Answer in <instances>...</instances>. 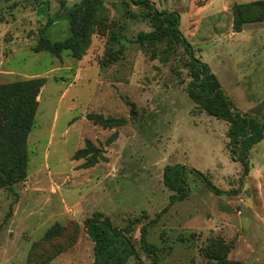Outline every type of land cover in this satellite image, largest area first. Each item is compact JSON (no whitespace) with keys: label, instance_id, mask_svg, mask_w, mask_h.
<instances>
[{"label":"rangeland","instance_id":"obj_1","mask_svg":"<svg viewBox=\"0 0 264 264\" xmlns=\"http://www.w3.org/2000/svg\"><path fill=\"white\" fill-rule=\"evenodd\" d=\"M149 1L180 15L181 34L237 111L247 99L263 103L264 22L246 24L243 36L231 30L234 7L263 0H214L206 10L210 0ZM81 2L0 0V88L41 85L27 178L0 189V264H94L85 222L97 214L135 248L140 262L127 264H152L141 230L170 206L164 169L176 165L204 174L227 195L188 172L190 197L149 228L157 264H264V141L244 176L231 159L229 125L188 96L193 80L183 46L171 36L140 39L167 29L150 8L89 0L77 9L76 54L37 50L52 20L50 38L69 37L57 12ZM257 119L264 122L263 109Z\"/></svg>","mask_w":264,"mask_h":264},{"label":"trees","instance_id":"obj_2","mask_svg":"<svg viewBox=\"0 0 264 264\" xmlns=\"http://www.w3.org/2000/svg\"><path fill=\"white\" fill-rule=\"evenodd\" d=\"M87 2L89 0H82L80 4L75 5L73 10L57 12V19H66L69 23V37L62 41H53L49 36V31L56 25V21L52 20L41 30L37 50L48 51L54 55L72 50L76 54L77 51L72 47L71 42L78 38L76 33L77 9L82 8ZM130 2L135 7L150 8L154 12L153 18L167 25L166 30L157 29L156 32L150 34H141L140 39L159 41L171 36L183 46L191 60L190 73L193 80L188 88V96L202 112L229 125L231 159L234 162L240 161L244 167V176H248L251 152L264 141V123L234 108L218 78L207 64L195 56L193 47L181 34L180 15L177 12L166 10L159 12L155 9V4L149 0H130ZM96 8L99 11H105L102 1L97 3ZM233 16V27L236 33H241L246 24L264 22V0L234 7ZM40 86L39 82L31 81L0 88V189L11 188L27 178V140L35 121L36 98ZM188 172L205 181L211 192L220 196L227 195L200 172L180 165L166 166L164 185L173 193L170 206L141 230V246L148 255L153 257L152 264H157L158 257L154 255L151 245L147 243L149 228L157 225L162 215L171 206L190 197L186 179ZM102 218V215L97 214L85 222V229L95 244L94 264H127L131 257H135L140 262L135 248L123 232L114 229L108 219L102 221ZM131 228V226L127 228L128 233Z\"/></svg>","mask_w":264,"mask_h":264},{"label":"crops","instance_id":"obj_3","mask_svg":"<svg viewBox=\"0 0 264 264\" xmlns=\"http://www.w3.org/2000/svg\"><path fill=\"white\" fill-rule=\"evenodd\" d=\"M214 3V0H210L208 2V4L205 6V10L212 7V4ZM230 15L232 16V13H230ZM234 17V16H233ZM233 29V30H232ZM231 30H232V34L233 36L236 35V36H243L245 35L246 33V30H243L241 33H236L234 31V27H233V24L231 25ZM248 98V97H247ZM249 102H247L248 104L245 106L244 105V111H242L243 114H247L249 116H251L252 118L257 119V113L260 109H263L264 110V101L263 103L260 105V106H257L258 104L254 103L251 99H247ZM261 123H264L263 121H261Z\"/></svg>","mask_w":264,"mask_h":264},{"label":"water","instance_id":"obj_4","mask_svg":"<svg viewBox=\"0 0 264 264\" xmlns=\"http://www.w3.org/2000/svg\"><path fill=\"white\" fill-rule=\"evenodd\" d=\"M132 115H134V113H132Z\"/></svg>","mask_w":264,"mask_h":264}]
</instances>
